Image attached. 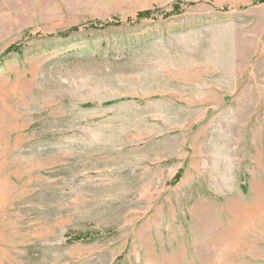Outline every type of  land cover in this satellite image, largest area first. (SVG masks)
Instances as JSON below:
<instances>
[{"label":"rangeland","instance_id":"obj_1","mask_svg":"<svg viewBox=\"0 0 264 264\" xmlns=\"http://www.w3.org/2000/svg\"><path fill=\"white\" fill-rule=\"evenodd\" d=\"M0 264H264V4L0 0Z\"/></svg>","mask_w":264,"mask_h":264},{"label":"trees","instance_id":"obj_2","mask_svg":"<svg viewBox=\"0 0 264 264\" xmlns=\"http://www.w3.org/2000/svg\"><path fill=\"white\" fill-rule=\"evenodd\" d=\"M259 3L260 4H264V0H259ZM153 14V12H148V13H146V14H143V15H141L142 17H149L150 15H152ZM83 238H82V236H81V234H78L77 236H75L74 237V242L75 241H81Z\"/></svg>","mask_w":264,"mask_h":264}]
</instances>
